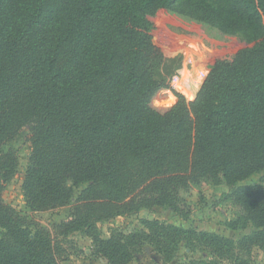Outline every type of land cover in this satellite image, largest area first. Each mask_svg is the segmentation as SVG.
<instances>
[{
    "label": "trees",
    "instance_id": "16d2710c",
    "mask_svg": "<svg viewBox=\"0 0 264 264\" xmlns=\"http://www.w3.org/2000/svg\"><path fill=\"white\" fill-rule=\"evenodd\" d=\"M168 38L212 58L193 101L156 76ZM25 128L34 211L86 185L53 229L33 230L3 200L19 166L5 146ZM263 169L264 0H0V264H61L56 235L75 231L108 264H129L147 243L169 262L182 242L212 255L195 264H244L238 249H264V186L239 182ZM221 179L255 227L239 241L158 220L101 235L99 222L144 208L184 212L181 189Z\"/></svg>",
    "mask_w": 264,
    "mask_h": 264
},
{
    "label": "rangeland",
    "instance_id": "374dc122",
    "mask_svg": "<svg viewBox=\"0 0 264 264\" xmlns=\"http://www.w3.org/2000/svg\"><path fill=\"white\" fill-rule=\"evenodd\" d=\"M209 1L219 6L226 5V0ZM185 29L198 35L199 29L196 26H187ZM229 37L238 39L236 36ZM161 53L163 60L156 68V76L159 79H168L175 90L182 92L187 100L193 101L211 70L212 58L203 52L193 50L180 40L169 38L161 45ZM9 148L18 155L19 166L15 175L5 183L2 193L4 202L28 218L33 223V230L38 226L53 229L57 224L70 219L76 199L86 185L75 188V195L69 204L46 211H34L28 205L24 194L26 170L32 152L28 129H23L19 136L5 146V149ZM240 184L264 186V169L256 171L246 180L239 182ZM232 191L233 187L224 179L203 180L191 184L186 190L181 189L184 212L178 213L169 206H155L99 222L98 227L101 235L108 238L114 229L125 233L135 232L144 229L145 220H158L184 228L217 233L239 241L242 236L254 231L255 227L252 222L245 226V214L235 204ZM237 220L240 221L239 228L233 229L231 222ZM56 236L62 241L68 253V258L62 260L61 264H108L106 260L92 253L93 239L82 231L71 232L66 237ZM237 252L242 259L244 258V264H264V249L256 245L251 248V252L239 249ZM211 256L202 246L189 248L182 242L175 257L167 262L153 245L147 243L129 264H195V261L210 259ZM221 264L233 263L224 260Z\"/></svg>",
    "mask_w": 264,
    "mask_h": 264
}]
</instances>
